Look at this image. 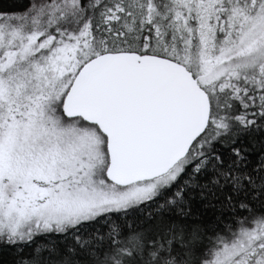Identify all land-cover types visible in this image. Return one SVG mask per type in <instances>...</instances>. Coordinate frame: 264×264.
<instances>
[{"label":"snow or ice","instance_id":"6c2138e0","mask_svg":"<svg viewBox=\"0 0 264 264\" xmlns=\"http://www.w3.org/2000/svg\"><path fill=\"white\" fill-rule=\"evenodd\" d=\"M0 264H264V0L0 3Z\"/></svg>","mask_w":264,"mask_h":264},{"label":"trees","instance_id":"16d2710c","mask_svg":"<svg viewBox=\"0 0 264 264\" xmlns=\"http://www.w3.org/2000/svg\"><path fill=\"white\" fill-rule=\"evenodd\" d=\"M12 0H0V3H11Z\"/></svg>","mask_w":264,"mask_h":264}]
</instances>
